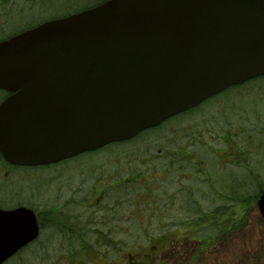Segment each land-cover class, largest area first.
<instances>
[{
	"label": "water",
	"instance_id": "95a60500",
	"mask_svg": "<svg viewBox=\"0 0 264 264\" xmlns=\"http://www.w3.org/2000/svg\"><path fill=\"white\" fill-rule=\"evenodd\" d=\"M260 75L264 0H110L0 42V152L58 163ZM38 234L31 209L0 210V264Z\"/></svg>",
	"mask_w": 264,
	"mask_h": 264
},
{
	"label": "rangeland",
	"instance_id": "374dc122",
	"mask_svg": "<svg viewBox=\"0 0 264 264\" xmlns=\"http://www.w3.org/2000/svg\"><path fill=\"white\" fill-rule=\"evenodd\" d=\"M18 4L22 8L25 1ZM33 8L38 9L37 5ZM4 18L0 17V35L3 30L10 35L38 21L37 15L17 20L9 14L7 30ZM250 96L230 93L219 97L134 143L104 151L120 153L114 158L100 154L94 160L98 169L86 175L78 167L70 168V173L57 168L54 180L40 171L39 183L35 180L39 170L14 168L0 191V206L7 209L27 202L34 207L40 200L42 209L55 204L65 214L70 201L75 218L67 226L76 232L65 238L51 226L36 244L5 264H264V218L257 205L259 175L249 166L242 171L232 169L248 182L240 197L224 188L222 173L227 169H220L231 124L258 136L248 107ZM240 143L248 144L245 133ZM180 152L188 158H178ZM189 158H204L200 172ZM85 162L84 167L91 165ZM213 171L215 177L209 176ZM118 180L129 186H117ZM104 182L115 187L100 202L101 212L94 214L93 208L82 205L90 204L94 195L90 190ZM76 253L78 257H72Z\"/></svg>",
	"mask_w": 264,
	"mask_h": 264
},
{
	"label": "flooded vegetation",
	"instance_id": "af4514ba",
	"mask_svg": "<svg viewBox=\"0 0 264 264\" xmlns=\"http://www.w3.org/2000/svg\"><path fill=\"white\" fill-rule=\"evenodd\" d=\"M263 87H264V75H261V76L251 78V79H249V80H247L241 84L232 85V86L228 87L227 89H225L223 92H221V93L217 94L216 96H214L213 98H211V99H217V98L222 97V96L225 97L226 95H228L226 93H228L229 90L232 88H234V90L231 93H235L239 97L240 96L245 97L247 95H249V96L253 95V97L250 96V100H249L250 106L248 105V107L250 110L251 118L253 119L252 126L256 127V129H257L256 133L258 136H256V134H254V133H248L247 128L240 129L239 126L233 127L231 124V127L226 131L225 140H224L226 142V148H225L224 153H223L225 158L223 159V161H220V163L222 164L221 165L222 167H220V168L221 169L239 168L240 169L239 171H242V168H248V166L253 167L252 168L253 171L256 174H258L259 178H260L259 187L261 189V193H259L260 195H258V197H257V199H258L257 202L259 201V199L263 193V190H264V92L262 91ZM8 96L9 95L7 93L0 92V104ZM234 102L235 101L233 100V102H231V103L233 104ZM201 105H199V106H201ZM232 106L233 105H231V107ZM196 108H194V109H196ZM243 133L246 134V141L248 143L246 146L243 143H240L241 136ZM254 156H256V159H257L256 161L254 159ZM180 157H181V159L188 158L183 152H180L179 158ZM74 160L77 161V159L75 158V159H71L68 161L59 162L57 164L49 165L50 167H52L49 170L52 180H54L55 176H57L56 175V173H57L56 168L57 167L63 166V165H65V163H70ZM190 161H192L193 165H199V167L196 169V171H198V172H200L201 164H205L203 162V158H200L197 160H194L192 158V159H190ZM14 168L26 169L24 167L16 166V165L9 163L0 152V191H2L3 188H5V185L7 183V179L9 177L10 173L14 170ZM27 168H29V167H27ZM38 169H39L38 167H34V169H32V170L35 171ZM209 176H210V174H209ZM194 177H195V175H194ZM36 179H38V176H35V180ZM211 179L213 180V184H214L215 183L214 179L213 178H211ZM38 180H39V182H41L40 179H38ZM242 180H243L242 176H240L236 179V182H238V183L241 182L240 186L237 187L235 190V192L240 193V196H242L241 191L243 190V187H244ZM82 181L84 182L85 180H82ZM117 182H118V184H116L117 186H120V185L129 186V184L127 182L122 183L121 180H118ZM234 184H235L234 180L232 182H230L231 187H234ZM107 187H109V186H107L104 182V183H102V185L99 184V185H97V187L95 189L90 190V193L94 194L93 197L90 198V204H86V205L83 204L82 206H85V207H88L91 209L93 208L94 214L100 213L101 212V210L99 209V207L101 206L100 202H102L103 200H105V198L108 197V192H112L115 185H112L109 188H107ZM34 192L42 194L41 191L35 190ZM0 193H2V192H0ZM40 202L41 201L38 200V203L36 204V206H34V209H33L35 216H36L37 223L39 225V234H38V237L35 239V241H33L31 243V245L36 244L42 238L43 234L51 226H52V228H54L53 230L55 231L56 234L63 233L62 235L66 236L65 238H69V234H71L75 231V230H73L67 226V224L70 222V220L72 221L75 218L74 215H72L70 212V210L73 209V206L71 205L70 201L67 204L68 210L65 212V214H62L59 211V208H57L59 206H57L55 204L54 205H48L47 207L42 209L43 206L40 207V204H41ZM115 202H117V201L114 199L111 200L112 205H115ZM79 204H81V203H79ZM19 207H24V205L20 204V205L9 207L7 209H4L3 206H0V209L6 211V210H14V209L19 208ZM46 208H49V210L48 211L44 210ZM110 213H113V211L111 210ZM263 218H264V216H263ZM61 228L63 230L65 229L67 231V233L65 231H64L65 233L62 232L63 230ZM45 229H46V231H45ZM28 246H30V244ZM28 246H26L25 248L20 250L15 256H17L19 253H21L23 250H25ZM14 257H12V258H14ZM131 260H132V258H131Z\"/></svg>",
	"mask_w": 264,
	"mask_h": 264
},
{
	"label": "trees",
	"instance_id": "16d2710c",
	"mask_svg": "<svg viewBox=\"0 0 264 264\" xmlns=\"http://www.w3.org/2000/svg\"><path fill=\"white\" fill-rule=\"evenodd\" d=\"M23 1H25V6L21 8V6L18 4L19 0H10L9 2H7L6 0H0V17L3 16V15L5 16V18H4L5 22L3 23V28L7 27V30H8L10 25H11V21H9V18H8L9 14H11L13 17H16L17 20L22 18V17H24V16L37 15L38 16V21L36 23L32 24V25L27 26L26 28H22L19 31L11 32L10 35H8V33L5 34L6 30H3L4 32L2 31L3 33L0 35V41L6 40L8 38H11L14 35L22 32V31H25L27 29L34 28V27L40 25L43 22L59 19V18L68 16V15H71V14L77 13V12H79V11L85 9V8L94 7V6H97V5L101 4V3H104L107 0H87V2H85L84 4H81V5L77 4L81 0H23ZM13 2H14V5H10L9 7H7V5H5V3H8V5H9L10 3H13ZM34 5H37L38 9L36 11L33 8ZM6 10H8V12ZM26 12L28 14H25ZM233 90H234V88L230 89L229 92L226 93V94L229 95V93L233 92ZM222 97H224V96H222ZM212 100H214V99L207 100L206 102H204L201 106L197 107L196 109L188 111V112L183 113L181 115L175 116V117L169 119L168 121H166L165 123H168V122H170L172 120H175L176 118H178L180 116L184 117V116L190 115L194 111L195 112L199 111L207 102L212 101ZM165 123H163L159 127H156L154 129H150V130H147V131L141 133L139 136H137L135 139H133L131 141L112 144V145L106 147L105 149H102V150L98 151V153L85 155V156L79 158L77 161L74 160V161H72L70 163H65V165L59 166L57 168H59V169L63 168V169H65L64 172L70 173L71 171H73L70 168L78 167V168L82 169L83 172H84V175H86L88 171H91V170L95 171V170L98 169L97 165L94 164L95 163L94 160L95 159H100V157H99L100 154H103V155L109 154L111 156V158H114L116 156V154L120 153V152H104V151L112 150V149H114L116 147H120V146H123V145L134 143L135 141L139 140L145 133H148V132H151V131H156L160 127H162ZM124 154L126 155V152ZM96 155H98L96 158H92L91 157V156H96ZM168 156H170V155H168ZM85 160H88L91 163V165L89 167H87V168L84 167V165L86 164ZM129 160H133V159L131 158ZM203 160H204V158H203ZM126 161H128V160H126ZM168 165H169V163H168ZM128 167L130 168L131 166L128 165L127 168ZM169 167H171V164L169 165ZM50 168H52V167L49 166V167L39 168L38 169L39 170V172H38L39 174H37L38 179H39V175L41 174L40 171L44 172L42 174H46L48 176V178L51 179L50 172H47V170L49 171ZM197 168L198 167H196V169ZM132 169H134V168L131 167L130 170H132ZM231 169L232 168H228L226 171H224L222 173L223 177H224V181L223 182H225V184L223 183L224 184L223 186L229 192L233 191L232 193L236 194L238 192H235V190L241 184V182L240 183L236 182V179L241 176V173L240 172L237 173L236 171H233ZM22 170H32V169H21L20 168V171H22ZM38 170H35V171H38ZM222 170H224V169H222ZM12 173L14 174L15 172L12 171ZM132 173H133V171H131L128 176L131 177ZM209 174H210L211 177H212V175L215 177L214 171L212 173L210 172ZM56 175H57V173H56ZM242 178H243V180H242L243 185L248 187V182L246 181V178L243 177V176H242ZM233 180L235 181V184H234V187H231L230 185L227 184V182H229V184H230V182H232ZM39 183H41V182H39ZM239 195H240V193H239ZM22 205H24V207L30 208L32 210L34 208L32 205H29V203H27V202H26V206H25V204H22ZM44 210L48 211L49 208H46ZM45 231H46V229H45ZM64 231L67 233V231L65 229L62 232H64ZM74 249H75V251L79 250V249H76V248H74ZM78 252H80V250ZM19 254L17 256H19ZM77 254H79V253L73 254L72 257L77 258L78 257Z\"/></svg>",
	"mask_w": 264,
	"mask_h": 264
}]
</instances>
